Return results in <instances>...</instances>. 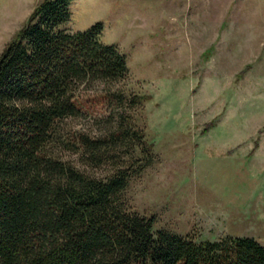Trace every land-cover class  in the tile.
Instances as JSON below:
<instances>
[{"label":"rangeland","instance_id":"374dc122","mask_svg":"<svg viewBox=\"0 0 264 264\" xmlns=\"http://www.w3.org/2000/svg\"><path fill=\"white\" fill-rule=\"evenodd\" d=\"M43 1L0 0V56ZM69 11L60 30L100 24V40L126 57L128 73L80 89L68 136H100L129 117L154 160L125 197L155 218V235L264 246V0H71ZM135 96L144 102L132 104ZM61 151L97 178L115 172Z\"/></svg>","mask_w":264,"mask_h":264},{"label":"trees","instance_id":"16d2710c","mask_svg":"<svg viewBox=\"0 0 264 264\" xmlns=\"http://www.w3.org/2000/svg\"><path fill=\"white\" fill-rule=\"evenodd\" d=\"M70 1L44 0L0 56V264H264V246L253 238L197 243L153 233L155 218L125 197L154 160L129 117L119 115L100 136H68L64 125L81 113L80 89L128 73L126 57L100 40V24L60 30ZM61 149L115 172L92 176Z\"/></svg>","mask_w":264,"mask_h":264}]
</instances>
